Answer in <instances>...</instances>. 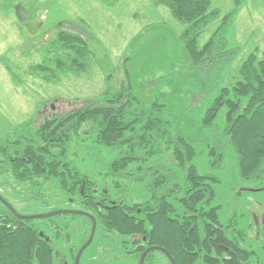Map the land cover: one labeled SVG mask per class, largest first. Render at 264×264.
<instances>
[{
    "label": "trees",
    "instance_id": "16d2710c",
    "mask_svg": "<svg viewBox=\"0 0 264 264\" xmlns=\"http://www.w3.org/2000/svg\"><path fill=\"white\" fill-rule=\"evenodd\" d=\"M159 3L186 24L180 41L190 58L189 66L209 82H217L238 53L237 47L229 46L226 35L236 9L221 16L211 37L200 44L198 39L206 26L221 15L212 8V0ZM91 56L92 50L79 33L62 29L41 49V61L30 64L27 71L56 83L62 75L86 70ZM7 68L18 81L13 68ZM238 72L240 78L234 85L219 89L201 118L204 128L216 130L214 120L225 106L224 127L211 141L202 133L200 136L212 169L222 167L226 145H230L240 176L262 183L264 47L260 55L251 52ZM101 95L78 109L46 116L37 126L33 127L34 122L22 128L19 125L4 137L0 141V176L12 174L21 182L29 180L37 185L38 193L40 178H56L68 197L88 195L95 180L69 158L71 144L79 138L88 158L99 165L102 176L113 180L117 191H123V182L131 179L148 193L144 201L118 200L108 207L97 205V197L88 202L107 228L133 236L138 247L167 248L178 264H193L196 253L192 250L206 248L227 249L228 264H240L239 250L246 247L244 234L233 222L223 223L220 206L213 203L219 178L199 171L193 160L200 152L191 138L173 131L160 115L164 103L154 99L144 104L131 85L115 91L108 87ZM167 154L182 170L181 175L163 160ZM33 220L18 218L4 205L0 207V264H55L54 247L45 231L31 223ZM205 257L204 262H213L207 254Z\"/></svg>",
    "mask_w": 264,
    "mask_h": 264
},
{
    "label": "rangeland",
    "instance_id": "374dc122",
    "mask_svg": "<svg viewBox=\"0 0 264 264\" xmlns=\"http://www.w3.org/2000/svg\"><path fill=\"white\" fill-rule=\"evenodd\" d=\"M19 4L31 14L25 20L17 14ZM212 8L220 10L221 15L206 26L199 43L204 44L211 37L221 16L236 9L226 35L229 46L238 48L222 78L214 83L189 66L190 58L180 41L186 24L159 0H0V141L13 134L19 125L22 128L21 125L30 123L31 126L34 122L33 127L37 126L47 114L61 115L98 100L108 87L115 91L131 85L144 104L154 99L164 103L160 115L168 120L173 131L191 138L200 152L193 160L199 171L219 178L213 203L220 206L221 221L233 222L246 237V245L256 248L263 256L264 182L240 176L236 153L230 145H226L222 167L212 169L200 134L206 135L208 141L219 134L225 124L226 107L214 120L216 130L202 126L206 108L222 86H232L240 78L238 69L243 60L251 52L260 55L263 50L264 0H212ZM62 29L79 33L92 50V56L83 72L62 75L56 83L47 82L32 75L27 68L41 61V49ZM8 65L18 81L12 77ZM69 158L91 177H96L101 186L115 192L113 180H105L98 174V166L88 158L79 138L71 144ZM162 158L181 175L182 170L169 154ZM52 179L45 180L38 193L36 186L27 181L21 182L12 174L2 175L0 193L27 214L82 208L68 201L58 180ZM123 187L127 203L148 198L145 187L131 179L124 181ZM86 220L80 214L61 213L31 223L47 232L48 239L54 235L69 253L70 244L62 235L71 230L72 243L77 249L85 233L80 223L85 225ZM52 225H56L61 235ZM98 234L85 250L83 261L97 258L103 246H108L103 243V234ZM118 241L116 238L115 245L110 246L114 247L111 261L99 264H136L135 260L125 259Z\"/></svg>",
    "mask_w": 264,
    "mask_h": 264
},
{
    "label": "flooded vegetation",
    "instance_id": "af4514ba",
    "mask_svg": "<svg viewBox=\"0 0 264 264\" xmlns=\"http://www.w3.org/2000/svg\"><path fill=\"white\" fill-rule=\"evenodd\" d=\"M52 115L53 114H51V115L47 114L46 116H52ZM93 163L96 164L94 161H93ZM97 166H98L97 167L98 174L101 175L100 174V167H99V165H97ZM92 178L95 180V183L91 187L92 193L90 192L88 195L86 193H81V194L79 193V194H77V196H75V198H71V197H68V194L66 193V191L61 188V190L65 194L68 201L75 203V204H78L79 206L82 207V208H78L75 210H83V211L89 212L91 214V216L95 217L97 225H96L93 240H94L97 232H99L98 236H100V234H103L102 237L105 238L103 243L108 245V246H106V245L103 246V248L101 249L100 255L97 258L92 257V258H89L87 261H83V259H82L83 254H84L85 250L87 249V247L93 242V240H92L91 243L81 253L79 264H99L100 261H102L101 263H105L107 260L111 261L110 256L114 254L112 251V249L114 247H110V246L115 245L116 238L119 240L118 244L123 247V251L121 249H120V251H122V254L125 255V259L135 260L136 264H140V259H141L142 253L144 252L145 249H147L151 245L147 244V246H145V247H138L136 244H134L132 242V240L134 238L133 236L121 235V234L107 228L108 226L104 225L102 218H100V216H98L93 211V209H91L90 207L87 206V203L92 201L95 197H97L98 199H94V202H96L97 205H99L100 207H103V206L108 207L109 205L114 204L118 200L121 202L127 203L124 200V195H125L124 192L126 190L125 187H124V190L121 192L117 191V189H115V187H114L115 192L112 193V192H110L111 191L110 188H106L105 186H101L100 185L101 183L96 179V177H92ZM103 178L106 180V178H108V177L103 176ZM49 179H52V178L44 177L43 181L40 180V182H42V186H41L40 191H42L44 181L49 180ZM52 180H54V178ZM27 182L30 183L29 180ZM30 184H32V185L36 186V188H38L37 185H35L33 183H30ZM104 184H106V181L103 180V185ZM59 186H60V183H59ZM3 197L6 200H8L5 196H3ZM39 197H41V196H38V198ZM2 205H4L5 207L8 208V206L2 200H0V207ZM59 209H67V208H59ZM70 209H72V208H70ZM16 210L18 212H20L17 208H16ZM50 211H52V210H50ZM50 211H48V212H50ZM20 213L27 214V213H23V212H20ZM43 213H47V212H43ZM35 214H41V213H35ZM71 214H76V213H71ZM58 215H60V214H57L56 216H58ZM80 215L86 217L87 220L85 222V225L83 223H80L81 227L84 229L85 233H84V236H81L82 237L81 239L83 241L78 246L77 249H76V245H73V243H72L73 239L71 237V230L70 231L67 230V232H65V234L62 235L65 237L68 244H70L69 253L61 247V243L56 240L54 235H52L50 233V235H52V239H51V236L49 239L46 237V239L49 241V243H51L52 246L54 247L55 264H76V255H77L79 249L88 241L90 234H91V231H92V228H93L94 221H93V218L91 216H88L85 214H80ZM35 219H43V218H34V220ZM52 228H54L58 232V234L61 235L62 232L59 231V229L56 227V225H52ZM45 233H47V232H45ZM45 236H46V234H45ZM128 237H132V240H128ZM142 240L145 242L144 238ZM124 241H126V243H124ZM244 244L246 245V237L245 236H244ZM57 248L59 251L56 250ZM168 251L170 252V250H168ZM227 251H228L227 249H223V248H220V249L206 248V249L192 250V252L196 253L194 256L196 258H195V261L193 264H228V262H227V260H228ZM239 251L241 254V256L239 258L240 264H264V254L262 256L257 251L256 248L249 247L248 245H246V247H242ZM206 254L208 255V258H210L213 261L212 263L204 262V259L206 258L205 257ZM171 255L174 258V260L176 261V264H178L175 256L172 253H171ZM112 260L115 261L116 259L112 258ZM111 264H116V263H111ZM143 264H172V259L170 258V256L165 251L160 250V249H154V250L149 251L145 255Z\"/></svg>",
    "mask_w": 264,
    "mask_h": 264
},
{
    "label": "water",
    "instance_id": "95a60500",
    "mask_svg": "<svg viewBox=\"0 0 264 264\" xmlns=\"http://www.w3.org/2000/svg\"><path fill=\"white\" fill-rule=\"evenodd\" d=\"M16 10H17L18 16L22 20H25L28 16L31 15L28 12V10L22 4H19L17 6ZM0 200H2L8 206V208L12 211V213L14 215H16L18 218H26V219L45 218V217H51L53 215H57V214H61V213H76V214H85V215L91 216V214L89 212H86L83 210H75V209H56V210H52L50 212L41 213V214H22V213L18 212L16 210V208L8 200H6L1 194H0ZM91 217L93 218V221H94L93 228H92V231H91V234H90L88 241L79 249V251L76 255V264H79L81 253L91 243V241L93 240L94 234H95L97 222H96V219L94 216H91ZM154 249H160V250L165 251L170 256V258L172 259V264H176V261L172 257L171 253L165 247L159 246V245H151L147 249H145L144 252L142 253V256L140 259V264L144 263L145 255L149 251L154 250Z\"/></svg>",
    "mask_w": 264,
    "mask_h": 264
}]
</instances>
